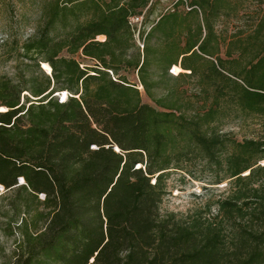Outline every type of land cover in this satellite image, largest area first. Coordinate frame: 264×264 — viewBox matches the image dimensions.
I'll use <instances>...</instances> for the list:
<instances>
[{
    "label": "trees",
    "instance_id": "1",
    "mask_svg": "<svg viewBox=\"0 0 264 264\" xmlns=\"http://www.w3.org/2000/svg\"><path fill=\"white\" fill-rule=\"evenodd\" d=\"M46 1L32 36L0 43L8 264H264V0L228 36L246 0H176L149 28L151 0ZM231 117L258 134L238 140ZM170 172L226 185L162 215Z\"/></svg>",
    "mask_w": 264,
    "mask_h": 264
},
{
    "label": "rangeland",
    "instance_id": "2",
    "mask_svg": "<svg viewBox=\"0 0 264 264\" xmlns=\"http://www.w3.org/2000/svg\"><path fill=\"white\" fill-rule=\"evenodd\" d=\"M155 2L154 10L148 17L146 22V28H149L151 21L156 18L159 13L173 9V2L176 0H151ZM46 0H0V43L3 39L7 38L8 35H16L20 41H25L28 37L35 33V29L40 25V16L43 4ZM255 2L246 0L241 4L240 14L237 18H230L227 22L223 19L219 21L217 25L218 30L226 31L228 36L236 30H242L245 32L248 26L254 23L255 19L259 15V7ZM247 18V19H246ZM143 19V18H142ZM249 20V21H246ZM142 21V20H141ZM140 25V24H139ZM13 28V31H12ZM102 39V37L100 38ZM77 59L80 60L83 66H92L94 61L77 55ZM43 68L50 74L51 70L46 63L42 64ZM15 69V63L13 58L9 57L3 49L0 48V73H12ZM172 70V71H171ZM171 72H174L171 69ZM128 77L129 81L139 84V88L143 94V100L150 103L152 106L154 103L149 100L145 95L143 86H140L138 75L133 70H122L120 72ZM175 73V72H174ZM162 91L158 90V94ZM28 95V92H24ZM57 92L55 95L59 100L66 98V95ZM33 99H35L32 96ZM63 98V99H62ZM24 101V96L22 98ZM232 133L238 140L255 137L258 132V121L253 118L237 119L230 118L227 120L223 127ZM264 163V162H263ZM205 180L196 181L187 175L184 176L179 172H170V175L166 180V193L159 206L160 213L162 215L169 214L171 212L178 215H186L188 212L193 211L196 207L202 204V197H211L212 199L217 198L224 189L226 182L219 183L217 185H208L210 187L206 191L203 187H206ZM0 192L5 193L6 190L0 187ZM9 199L2 201L0 205V264H8L12 260L13 250L18 242V232L15 230L14 234L6 228L5 221L7 217L5 210L8 207ZM18 218L17 221H19ZM15 227L16 222H13Z\"/></svg>",
    "mask_w": 264,
    "mask_h": 264
},
{
    "label": "built area",
    "instance_id": "3",
    "mask_svg": "<svg viewBox=\"0 0 264 264\" xmlns=\"http://www.w3.org/2000/svg\"><path fill=\"white\" fill-rule=\"evenodd\" d=\"M183 1H184V3H185V8H186L187 10H190L191 8L188 7L186 0H183ZM135 20L141 22L142 17H137V18H135ZM139 44L141 45V47H143V43H142V42L139 41Z\"/></svg>",
    "mask_w": 264,
    "mask_h": 264
},
{
    "label": "water",
    "instance_id": "4",
    "mask_svg": "<svg viewBox=\"0 0 264 264\" xmlns=\"http://www.w3.org/2000/svg\"><path fill=\"white\" fill-rule=\"evenodd\" d=\"M51 74V73H50ZM21 183H24V179H22V181H20Z\"/></svg>",
    "mask_w": 264,
    "mask_h": 264
},
{
    "label": "bare ground",
    "instance_id": "5",
    "mask_svg": "<svg viewBox=\"0 0 264 264\" xmlns=\"http://www.w3.org/2000/svg\"><path fill=\"white\" fill-rule=\"evenodd\" d=\"M22 181V180H21Z\"/></svg>",
    "mask_w": 264,
    "mask_h": 264
}]
</instances>
